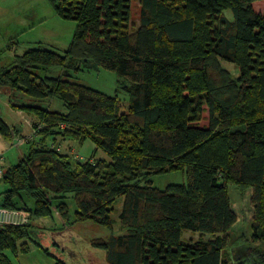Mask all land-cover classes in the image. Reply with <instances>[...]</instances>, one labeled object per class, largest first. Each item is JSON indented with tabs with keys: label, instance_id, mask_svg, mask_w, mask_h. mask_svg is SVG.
Masks as SVG:
<instances>
[{
	"label": "trees",
	"instance_id": "16d2710c",
	"mask_svg": "<svg viewBox=\"0 0 264 264\" xmlns=\"http://www.w3.org/2000/svg\"><path fill=\"white\" fill-rule=\"evenodd\" d=\"M137 1L135 25L132 0H50L61 18L76 23L67 49L31 47L0 66V88L11 91L9 105L31 117L35 133L15 164L4 168L1 161L0 206L27 212L29 221L0 226V264L11 263L6 250L28 251L33 217L55 210L68 223L69 197L72 223L110 229L117 216L123 233L91 240L108 264H264V14L252 5L258 0ZM53 67L114 71L126 82V110L117 95L37 73ZM53 99L64 111L37 105ZM205 108L207 124L199 126ZM18 133L0 116L1 137ZM57 136L89 140L109 160H73L55 147ZM173 170L184 171L185 184L159 189L149 179ZM228 184L251 188L250 239L262 249H228L236 221ZM184 230L200 236L182 241Z\"/></svg>",
	"mask_w": 264,
	"mask_h": 264
},
{
	"label": "rangeland",
	"instance_id": "374dc122",
	"mask_svg": "<svg viewBox=\"0 0 264 264\" xmlns=\"http://www.w3.org/2000/svg\"><path fill=\"white\" fill-rule=\"evenodd\" d=\"M253 7L256 11L264 14V1L254 3ZM138 12V1L132 0L130 15L135 25L138 21ZM75 24L73 20L61 18L55 12L50 0H0V66L9 65L15 55H20L31 47L51 49L62 54L73 39ZM135 25L133 27H136ZM221 64L231 73L232 77L238 76V69L233 63L221 60ZM37 73L41 77L46 75L62 76L101 91L106 95H117L120 108L126 110L128 95L123 89H120L126 82L112 70L100 67L95 70L83 69L75 73L63 72L60 68L53 67L46 71L39 70ZM10 94H12L10 90L0 88V116L7 124L16 127L19 133L17 138L11 140H6L0 136V154L3 158L2 165L4 168L15 164L27 152L28 144L25 141L31 139L32 134H35L34 132L31 133V117L9 105ZM16 103L23 104L25 102L18 99ZM37 105L64 111V107L57 99L43 100ZM206 117L205 108L196 124L206 126ZM20 140L22 141L20 142ZM55 145L59 150L71 154L73 160L75 158H79V160L88 158L109 160L89 140L83 144H78L72 139H60V136H57ZM149 179L159 189H164L168 185L186 183V175L182 170L155 174ZM2 188L3 184L0 183V189ZM227 191L231 209L236 214V221L229 230L232 239L228 243V249L233 254L247 246L261 247L262 249L263 243L252 242L250 239L251 188L241 189L236 185L228 184ZM121 200V197L116 198L114 208L119 209L121 207ZM66 203L70 214L69 222L64 224L55 210H52L51 216L33 217L30 222L28 237L24 239L28 244V251H18L14 254L10 250H6L5 254L10 259V264H54L55 259L63 260L66 264H108L105 261L103 251L94 247L91 240L107 238L110 233H123L124 230L120 228L117 216L112 215L113 224L110 229L89 221L72 223L75 203L70 197L66 199ZM28 216L27 212L16 210L12 218L14 220L24 219L23 223H25L29 221ZM199 236L200 233L184 230L181 240H196ZM209 236L210 234H204L202 238L206 239ZM239 240L241 241L240 244L237 243Z\"/></svg>",
	"mask_w": 264,
	"mask_h": 264
},
{
	"label": "built area",
	"instance_id": "2783aa9c",
	"mask_svg": "<svg viewBox=\"0 0 264 264\" xmlns=\"http://www.w3.org/2000/svg\"><path fill=\"white\" fill-rule=\"evenodd\" d=\"M1 161H2V158L0 156V176H1V173H2V167H1ZM16 213V210H10V209H7L5 207H1L0 206V226H3L5 224H14V225H19L21 223H23L24 219H20V220H17V219H13L12 216L15 215Z\"/></svg>",
	"mask_w": 264,
	"mask_h": 264
},
{
	"label": "crops",
	"instance_id": "0c3cea01",
	"mask_svg": "<svg viewBox=\"0 0 264 264\" xmlns=\"http://www.w3.org/2000/svg\"><path fill=\"white\" fill-rule=\"evenodd\" d=\"M261 1H264V0H258V1H255V2H253L252 5H254V3L261 2ZM8 123H9V122H8ZM0 155H1V154H0ZM2 160H3V158H2Z\"/></svg>",
	"mask_w": 264,
	"mask_h": 264
}]
</instances>
